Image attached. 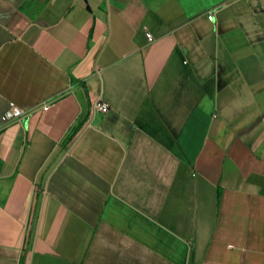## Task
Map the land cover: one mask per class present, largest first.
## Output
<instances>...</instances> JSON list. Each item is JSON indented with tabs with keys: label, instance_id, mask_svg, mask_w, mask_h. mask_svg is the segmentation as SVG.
Returning a JSON list of instances; mask_svg holds the SVG:
<instances>
[{
	"label": "crops",
	"instance_id": "1",
	"mask_svg": "<svg viewBox=\"0 0 264 264\" xmlns=\"http://www.w3.org/2000/svg\"><path fill=\"white\" fill-rule=\"evenodd\" d=\"M0 264H264V0H0Z\"/></svg>",
	"mask_w": 264,
	"mask_h": 264
},
{
	"label": "built area",
	"instance_id": "2",
	"mask_svg": "<svg viewBox=\"0 0 264 264\" xmlns=\"http://www.w3.org/2000/svg\"><path fill=\"white\" fill-rule=\"evenodd\" d=\"M207 19L209 21H212V15L209 14L207 16ZM147 38L151 39L150 36H147ZM48 107H49L48 104L45 103V104H42L41 109L42 110H47ZM92 110L94 112H99V113L105 114V113H107L109 108H108V105L106 103H104L103 101L96 100L92 104ZM25 114L26 113L24 112V110L16 107L13 104H9L8 110L4 113V115L2 117V122L3 123H7V122H10V121H15V120L21 119L22 117L25 116Z\"/></svg>",
	"mask_w": 264,
	"mask_h": 264
},
{
	"label": "trees",
	"instance_id": "3",
	"mask_svg": "<svg viewBox=\"0 0 264 264\" xmlns=\"http://www.w3.org/2000/svg\"><path fill=\"white\" fill-rule=\"evenodd\" d=\"M70 139H71V137H68V138L66 139V142L70 141Z\"/></svg>",
	"mask_w": 264,
	"mask_h": 264
}]
</instances>
